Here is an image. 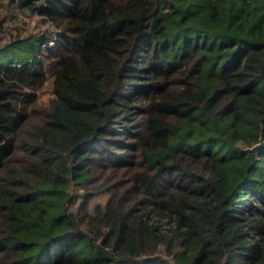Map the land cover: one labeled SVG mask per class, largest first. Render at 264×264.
<instances>
[{"label": "trees", "instance_id": "obj_1", "mask_svg": "<svg viewBox=\"0 0 264 264\" xmlns=\"http://www.w3.org/2000/svg\"><path fill=\"white\" fill-rule=\"evenodd\" d=\"M6 2L0 264H264V0Z\"/></svg>", "mask_w": 264, "mask_h": 264}, {"label": "rangeland", "instance_id": "obj_2", "mask_svg": "<svg viewBox=\"0 0 264 264\" xmlns=\"http://www.w3.org/2000/svg\"><path fill=\"white\" fill-rule=\"evenodd\" d=\"M51 29L50 26L34 13L19 9L6 0H0V45L10 40L15 34L26 35L37 33L40 30ZM42 86L36 91V94L43 101H47L50 92L48 86ZM46 86V87H45ZM105 194H100L93 198V201L103 203Z\"/></svg>", "mask_w": 264, "mask_h": 264}, {"label": "water", "instance_id": "obj_3", "mask_svg": "<svg viewBox=\"0 0 264 264\" xmlns=\"http://www.w3.org/2000/svg\"><path fill=\"white\" fill-rule=\"evenodd\" d=\"M0 135H2L0 133ZM3 136V135H2ZM264 147V141L262 139V137L260 138V141L255 143L254 145H252L251 147L247 148L250 152H255V151H258L260 150L261 148Z\"/></svg>", "mask_w": 264, "mask_h": 264}]
</instances>
